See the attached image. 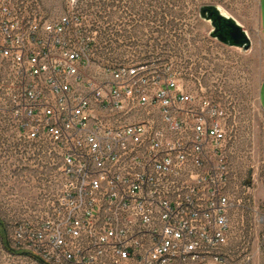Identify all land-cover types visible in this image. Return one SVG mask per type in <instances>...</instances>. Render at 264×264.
<instances>
[{"label": "built area", "instance_id": "built-area-1", "mask_svg": "<svg viewBox=\"0 0 264 264\" xmlns=\"http://www.w3.org/2000/svg\"><path fill=\"white\" fill-rule=\"evenodd\" d=\"M81 18L0 0V131L60 162L57 197L11 242L43 264H223L236 206L223 112L168 65L89 73Z\"/></svg>", "mask_w": 264, "mask_h": 264}, {"label": "rangeland", "instance_id": "rangeland-1", "mask_svg": "<svg viewBox=\"0 0 264 264\" xmlns=\"http://www.w3.org/2000/svg\"><path fill=\"white\" fill-rule=\"evenodd\" d=\"M43 3L50 17L70 11L82 15L89 32L86 36L95 39L89 73L112 63H145L149 68L168 65L192 91L202 88L206 99L219 106L228 129L225 162L229 194L236 204L230 213L229 240L222 249L223 264H264V223L259 220L264 209L258 198L264 189V114L257 103L264 66V46L257 31L259 0ZM204 6L216 7L249 32V48L228 46L213 38L210 22L200 17ZM101 31L110 32V39L116 42L107 45L108 38ZM59 165L57 154L39 156L15 129L0 131V219L13 249L10 234L15 222L34 219L57 197ZM244 183L250 186L249 192L241 188ZM234 185L237 189L232 188ZM0 264L41 263L27 255L7 252L0 242Z\"/></svg>", "mask_w": 264, "mask_h": 264}, {"label": "water", "instance_id": "water-1", "mask_svg": "<svg viewBox=\"0 0 264 264\" xmlns=\"http://www.w3.org/2000/svg\"><path fill=\"white\" fill-rule=\"evenodd\" d=\"M199 13L202 19L210 22V35L213 38L228 46L244 50L249 48V36L235 20L222 15L214 6H204Z\"/></svg>", "mask_w": 264, "mask_h": 264}, {"label": "crops", "instance_id": "crops-1", "mask_svg": "<svg viewBox=\"0 0 264 264\" xmlns=\"http://www.w3.org/2000/svg\"><path fill=\"white\" fill-rule=\"evenodd\" d=\"M262 5V9H260V6ZM261 10V12H260ZM257 31H258V37L260 41L262 42L264 46V0H259V10H258V26H257ZM248 36H250L249 32H247ZM257 103L259 106V109L261 112L264 114V66H263V74L260 79L258 89H257ZM255 177V176H254ZM230 185L228 187V191H230ZM232 188L237 189V187L234 185ZM261 196H258V198L261 199V207L264 209V189L261 192Z\"/></svg>", "mask_w": 264, "mask_h": 264}, {"label": "trees", "instance_id": "trees-1", "mask_svg": "<svg viewBox=\"0 0 264 264\" xmlns=\"http://www.w3.org/2000/svg\"><path fill=\"white\" fill-rule=\"evenodd\" d=\"M99 21V20H98ZM107 23V22H106ZM101 35H104L105 37L108 38V44H111V43H114L116 41H112L110 39V32H106V31H101L100 33ZM114 36V35H113ZM120 37V36H119ZM119 39V38H118ZM0 242L2 244V247L9 253H12V254H19V255H27V256H30L29 253L25 252V251H19V250H16V249H13L7 239V233H6V228H5V224L4 222L0 219ZM34 260H36L35 258H33ZM37 261V260H36ZM39 263H41L40 261H38ZM43 264V263H41Z\"/></svg>", "mask_w": 264, "mask_h": 264}]
</instances>
